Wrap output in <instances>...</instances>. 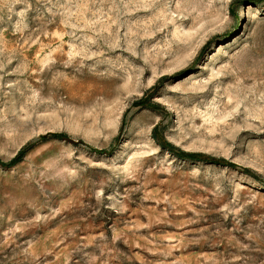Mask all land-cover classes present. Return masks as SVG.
<instances>
[{"label":"rangeland","instance_id":"obj_1","mask_svg":"<svg viewBox=\"0 0 264 264\" xmlns=\"http://www.w3.org/2000/svg\"><path fill=\"white\" fill-rule=\"evenodd\" d=\"M0 264H264V0H0Z\"/></svg>","mask_w":264,"mask_h":264},{"label":"trees","instance_id":"obj_2","mask_svg":"<svg viewBox=\"0 0 264 264\" xmlns=\"http://www.w3.org/2000/svg\"><path fill=\"white\" fill-rule=\"evenodd\" d=\"M138 104L140 105H145L144 103V100H140L138 101ZM48 135H44L42 138H47ZM53 137H56V138H62V135L61 134H53L52 135ZM30 147V145L26 146L23 150H21L17 155L16 157H14L12 159L11 162L9 163H1L2 165L4 166H10L14 163H16L17 161L20 160V158L22 157V155L24 154V152ZM185 157L187 158H190V159H197V160H204V161H207L209 163H213V164H218V165H225V166H228V162H226L224 159H215V158H212V157H209V156H204V155H198V154H191V153H188V154H185L184 155ZM232 166V164H231Z\"/></svg>","mask_w":264,"mask_h":264},{"label":"water","instance_id":"obj_3","mask_svg":"<svg viewBox=\"0 0 264 264\" xmlns=\"http://www.w3.org/2000/svg\"><path fill=\"white\" fill-rule=\"evenodd\" d=\"M65 141L69 142V143H78L79 141H75L73 139H70L68 137L64 138Z\"/></svg>","mask_w":264,"mask_h":264}]
</instances>
